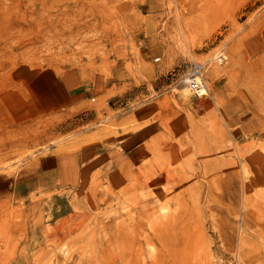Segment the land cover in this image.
<instances>
[{"label": "rangeland", "instance_id": "obj_1", "mask_svg": "<svg viewBox=\"0 0 264 264\" xmlns=\"http://www.w3.org/2000/svg\"><path fill=\"white\" fill-rule=\"evenodd\" d=\"M213 1L0 0V264L89 260V238L108 239V224L133 215L130 202L110 206V192L118 196L127 179H141L150 160H161L164 143L180 134L210 135L217 161L238 152L264 155V0ZM186 7L205 13L184 37L176 30V10ZM220 50L222 61L215 59ZM193 61L206 63L205 95L185 87ZM166 165L191 174L173 160ZM221 168L226 174L233 165ZM121 172L128 178L118 177L115 185L112 174ZM240 175L230 182V195L228 185L219 189L205 180L200 200L194 179L144 189L163 205L153 204L155 230L145 223L140 231L135 250L142 249L141 264H151L153 252V264H264V169L250 176L253 194L246 203L241 166ZM109 248L110 254L119 250ZM97 259L94 264L106 263L104 256Z\"/></svg>", "mask_w": 264, "mask_h": 264}, {"label": "bare ground", "instance_id": "obj_2", "mask_svg": "<svg viewBox=\"0 0 264 264\" xmlns=\"http://www.w3.org/2000/svg\"><path fill=\"white\" fill-rule=\"evenodd\" d=\"M78 1V5H83L84 3H87V2H89L90 0H77ZM99 1V0H98ZM101 1V0H100ZM180 1V0H179ZM216 0H214L213 1V3L215 2ZM103 2V1H102ZM202 2H204V1H202ZM208 2V1H207ZM93 2L91 1V3L90 4H92ZM110 3H112V2H110ZM205 3V2H204ZM211 3V2H210ZM106 4H107V2H106ZM105 4V5H106ZM109 4V3H108ZM112 4H114V3H112ZM172 4H174L173 2L171 3V4H169V6H171ZM183 4V3H182ZM208 5H209V3H207ZM77 5V6H78ZM86 5V4H85ZM95 5H98V4H95ZM104 5V6H105ZM168 5V4H167ZM175 5V4H174ZM180 5V4H179ZM208 5H205V6H208ZM87 6V5H86ZM93 6V4L92 5H90V7H92ZM107 7H108V5H106ZM111 6V5H110ZM186 5H182V7H185ZM197 6V5H196ZM199 6V5H198ZM215 6V5H214ZM213 6V7H214ZM82 7V6H81ZM203 7V6H202ZM211 7V6H210ZM93 8V7H92ZM95 8H96V6H95ZM102 8H104L103 6H102ZM101 8V9H102ZM187 8V10L184 12V11H179V9H177L178 10V12H177V10H176V8L174 9V10H176V13H178L177 15H178V21L177 20H175L174 19V21H177V22H179L180 23V27H181V29H176L177 30V32H179L178 30H181V32H183V36L184 37H187V35H190L192 32H193V30H192V32L190 33V29H195V28H193L194 27V24H196L195 22H196V19H197V21H198V19L200 18V15L201 16H203L204 17V13H205V8L203 9V10H201L202 8H200V9H197V8H195V9H192V8H189V7H186ZM104 9H106V7L104 8ZM103 9V10H104ZM212 9V8H211ZM80 10V9H79ZM88 10V9H87ZM96 10H98V8H96ZM108 10V9H107ZM174 10H172L171 9V11H173L174 12ZM208 10H209V8H208ZM208 10H206L207 12H208ZM89 11V10H88ZM99 11V10H98ZM111 11V10H110ZM108 12V11H107ZM167 12H168V10H167ZM206 12V13H207ZM213 12V11H212ZM97 13V12H96ZM111 13V12H110ZM113 13V12H112ZM115 13L116 12H114L113 14L115 15ZM118 13V12H117ZM171 13V12H170ZM175 13V14H176ZM208 13H210V12H208ZM214 13V12H213ZM97 14H99V12L97 13ZM106 14V13H105ZM172 14H174V13H172ZM90 15H91V12H90ZM94 15V14H93ZM92 15V16H93ZM103 15V14H102ZM117 15V14H116ZM119 15V14H118ZM117 15V16H118ZM121 15V14H120ZM100 17H101V15H99ZM110 16V15H109ZM112 16V15H111ZM104 17V16H103ZM105 17H107V16H105ZM173 17V16H172ZM205 17H207V16H205ZM110 18H112V17H110ZM109 18V19H110ZM174 18V17H173ZM176 18V17H175ZM94 19H96L95 17H94ZM93 19V20H94ZM101 19V18H100ZM99 19V20H100ZM113 19V18H112ZM122 19V18H121ZM172 19V18H171ZM105 20V22L104 23H108V22H106L107 21V19H104ZM115 20V19H114ZM169 20V19H168ZM108 21H110V20H108ZM113 21V20H112ZM117 21V20H116ZM122 21V20H121ZM200 21V20H199ZM206 20H204V22H205ZM209 22H210V19L208 20ZM123 22H124V20H123ZM203 22V23H204ZM92 23V22H91ZM111 23V22H110ZM127 23V22H126ZM173 23V22H172ZM206 23H208L207 21H206ZM93 24V23H92ZM109 24V23H108ZM125 24V23H124ZM131 24V23H130ZM130 24H128V25H130ZM165 24V23H164ZM167 24H168V21H167ZM174 24V23H173ZM172 24V25H173ZM95 25H96V23H95ZM203 25V24H202ZM102 26V25H101ZM109 26V25H108ZM124 26V25H123ZM136 26V25H135ZM166 25H164V27H165ZM167 26H169V25H167ZM176 26V25H175ZM178 26V25H177ZM198 26V25H197ZM207 26V25H206ZM93 27V26H92ZM95 27V26H94ZM93 27V28H94ZM120 27V26H119ZM129 27V26H128ZM133 26H131L130 28H132ZM137 27V26H136ZM170 27H173V26H170ZM180 27H177V28H180ZM196 27V26H195ZM201 27V26H200ZM96 28H98V27H96ZM100 28V27H99ZM113 28V27H112ZM168 28V27H167ZM174 28H176V27H174ZM198 28V27H197ZM201 28H203V27H201ZM129 29V28H128ZM166 29V28H165ZM98 30H101L100 32L101 33H103V28L102 29H98ZM105 30H107L106 28H105ZM105 30H104V32H105ZM113 30V29H112ZM167 30H169V28L167 29ZM167 30H165L166 32H167ZM171 30H173V28H171ZM175 30V29H174ZM175 30V31H176ZM197 30H200V29H197ZM108 31V30H107ZM106 31V32H107ZM117 32V31H116ZM165 32V33H166ZM188 32L190 33V34H188ZM118 33V32H117ZM164 33V34H165ZM176 33V32H175ZM180 33V32H179ZM102 35H104V34H102ZM161 36V35H160ZM159 36V37H160ZM179 36H181V34L179 35ZM190 37V36H189ZM101 38V37H100ZM104 38H106V37H104ZM158 38V37H157ZM161 38H163L162 36H161ZM165 38V37H164ZM167 38V37H166ZM179 38V37H178ZM108 39V38H107ZM112 39V38H111ZM159 39V38H158ZM172 39V38H171ZM159 41V40H158ZM162 43L165 45V43H166V41H165V43H164V40L162 41ZM181 43V42H180ZM162 44V45H163ZM179 44V43H178ZM182 44V43H181ZM184 44V43H183ZM177 46V45H176ZM156 47V46H155ZM176 48V47H175ZM165 49H167L169 52H173V48L171 47V45L170 44H167L166 46H165ZM158 50V49H157ZM156 50V51H157ZM160 50H161V47H160ZM167 51V52H168ZM162 52V51H161ZM124 54V53H123ZM120 55V54H119ZM126 55V54H125ZM103 56V55H102ZM134 57V56H133ZM116 59V58H115ZM104 62V61H103ZM115 63V62H114ZM127 63V62H126ZM101 64V63H100ZM105 64V63H104ZM134 64V63H133ZM113 65V64H112ZM100 67V66H99ZM109 67V66H108ZM115 67V66H114ZM95 68V67H94ZM101 69V68H100ZM98 72V71H97ZM225 74V73H224ZM226 75H228V74H226ZM204 85H205V89H206V91H208V87L209 86H207L206 85V83H204ZM209 93V92H208ZM99 97V96H98ZM215 99V98H214ZM92 104H93V102H92ZM94 106V105H93ZM98 113V112H97ZM109 113V112H108ZM100 115V114H99ZM100 117V116H99ZM190 120V119H189ZM186 121V120H185ZM94 122V121H93ZM92 123V122H91ZM108 125H109V123H108ZM110 127V126H109ZM208 129V128H207ZM103 130V129H102ZM105 131V130H104ZM115 132V131H114ZM183 132V131H182ZM203 133V132H202ZM190 134V133H189ZM192 134V133H191ZM87 136V135H86ZM157 136V135H156ZM155 136V137H156ZM199 136V135H198ZM210 135H207L206 137L203 135V134H201V137H197V136H190L191 138H188V135H185L184 133L183 134H180V136H179V140H177L176 142H171V141H165L166 142V144L164 143V149L166 150L164 153H162V152H160L159 151V153L157 152V154H160V157H159V159H161V160H156V163L157 164H153L152 162L153 161H151L150 159H151V156H150V164H148V165H145V172H144V174H143V177L141 178V179H137V177H134V180H132V178L130 179H127L126 181L128 182V187H126L127 185L125 184V183H127V182H125L124 184L126 185V186H124V187H122V188H120L119 189V192H120V195H118L117 196V194L118 193H115L114 194V190L112 191V193L113 194H111V192H110V196H112L113 195V198L111 197V199H113V200H115V202H113V200L112 201H109L108 199V201H109V204H110V206H112L113 207V205L114 204H116V203H118V200H120V199H122L123 201H125V202H127V203H131V205H129V209L130 210H134L133 211V215H129V214H127V216L125 215L123 218H121V221L120 222H117V223H113V222H111L110 224H108V225H111L110 226V234H109V237H108V239H105L104 241H100V240H97L96 238L98 237V239H99V237L100 236H95V237H91V238H89V245H90V247H92V249H93V252L92 253H90V251L92 250H89V251H84L85 253H87L86 255H90V254H92L91 255V257H90V259L89 260H86L84 257V259L86 260H84L82 263H79L80 261H78V263L79 264H94V261L97 259V257H99V255H101V256H104L105 258H106V263L105 264H141L142 262H140L141 261V259H142V257H143V253H142V249H141V247H139L138 249H136L135 250V245L136 244H139V242L140 241H138L139 240V234H140V231H143L144 230V228H143V225L145 224V223H148V225H149V228L151 229V230H155V228H156V224L158 223V218L155 216L154 217V215H155V211L156 210H158V209H155V205H157L158 207L160 206V207H162V205H163V203H160V202H158L159 200H157V199H155L154 197H155V195H152V194H154V193H148V194H144V189L146 190V189H155L156 187H158V186H160V185H164V186H169V185H171L172 184V182H174V181H181V182H186V183H188V184H191V179H194V182H193V184H195V185H193L192 184V186H194V190H196L195 192H196V194H197V199L198 200H200V198H201V196H202V192H203V189L205 188V180H206V183L207 184H209V185H214L215 187H219V189L221 188V186H225V185H228V186H225L226 188H227V191H228V195H230L231 193H232V188H230V182L232 181V180H234L235 178H237V179H240L241 178V175H240V166H241V170H242V172H243V178H244V192H245V197H244V202L246 203L247 201H249L250 199H251V194H253V191H252V189H251V186H250V183L248 182V180H249V178H250V176L252 175V174H255L256 172H257V170L259 171V172H263V169H264V155L263 154H260L259 153V155H257L256 157L257 158H255L254 157V154L253 155H246V153H244V152H238L237 153V157L235 156H232V157H227V158H225V159H223L222 161H217V159L213 156V149H212V145H210V143L211 142H209V140H210V137H209ZM91 137V136H90ZM154 137V136H153ZM152 139V138H151ZM92 140V139H91ZM157 140V139H156ZM164 140V139H163ZM129 143H131V142H129ZM146 143V142H145ZM144 143V145H146ZM77 144V143H76ZM149 145V144H148ZM124 146V145H123ZM147 146V145H146ZM101 148V147H100ZM192 149H197V151L198 152H196V153H194L193 151L194 150H192ZM92 150V149H91ZM120 150V149H119ZM94 151V150H93ZM137 152V151H136ZM93 153V152H92ZM195 154V155H194ZM231 154H232V152H231ZM152 155V154H151ZM156 155V154H155ZM153 156V155H152ZM149 158V157H148ZM147 158V159H148ZM259 158V159H258ZM85 159V158H84ZM167 159V160H166ZM153 160V159H152ZM174 161V163L176 162L177 164H178V168H180V169H184V168H188L190 171H191V174L190 173H188V174H182V173H178L177 171L179 170V169H175V171H172V170H168V165H169V163H168V165H166L167 164V162L168 161ZM155 161V160H154ZM105 162V161H104ZM111 162V161H110ZM149 162V161H148ZM162 163V164H161ZM107 164H109V163H107ZM106 164V165H107ZM111 164H113V163H111ZM142 164V163H141ZM171 165V164H170ZM230 166V165H233V170H231V171H229L228 173H224L223 172V170H222V168H221V166ZM138 166H140V165H138ZM67 167V166H66ZM106 167V166H105ZM136 167V166H135ZM141 167H143V166H141ZM109 168V167H108ZM140 168V167H139ZM169 168H170V166H169ZM176 168V167H175ZM138 169V168H137ZM66 170H68V169H66ZM101 170V169H100ZM100 170H99V172H100ZM105 169H103V170H101V171H104ZM173 170H174V168H173ZM69 171V170H68ZM84 171V170H83ZM115 171V170H114ZM139 171V170H138ZM64 172V171H63ZM97 172V171H96ZM111 172V171H110ZM113 172V171H112ZM111 172V173H112ZM116 172V171H115ZM118 172V171H117ZM70 173V172H69ZM102 173V172H101ZM108 173V172H107ZM119 173H120V171H119ZM139 173H142V171L141 172H139ZM65 174V173H64ZM88 174V173H87ZM126 173H122L121 172V174H117V173H113L112 175L114 176V184L116 185V184H118V183H120L122 180H120V179H118V177L119 178H122L123 176L125 177V178H128L127 177V175H125ZM66 175V174H65ZM102 175V174H101ZM104 175V174H103ZM109 175V174H108ZM89 176V175H88ZM117 176V177H116ZM25 177V176H24ZM104 177V176H103ZM105 177H106V175H105ZM123 177V178H124ZM23 178V177H22ZM25 179V178H24ZM97 179V178H96ZM105 179H107V178H105ZM76 180V179H75ZM93 180V179H92ZM92 180H90V181H92ZM196 180V181H195ZM72 181V180H71ZM99 181V180H98ZM97 181V182H98ZM107 181H109V180H107ZM100 182V181H99ZM98 182V183H99ZM197 182V183H196ZM75 183V182H74ZM93 183V182H92ZM94 183H96V182H94ZM101 183V182H100ZM99 183V184H100ZM107 183V182H106ZM123 183V182H122ZM83 184V183H82ZM73 185H75V184H73ZM91 185V184H90ZM92 185H94V184H92ZM91 185V186H92ZM96 185V184H95ZM102 185V184H101ZM110 185H111V183H110ZM91 186H89V187H91ZM123 186V185H122ZM61 187V186H60ZM68 187V186H67ZM70 187V186H69ZM75 187V186H74ZM101 187V186H100ZM121 187V186H120ZM210 187V186H209ZM90 189V188H89ZM98 188H96V190H97ZM101 189V188H100ZM103 189H104V187H103ZM106 189V188H105ZM99 190V189H98ZM117 190V189H116ZM141 191L140 193L142 194V196H139L137 193H135L134 191ZM143 190V191H142ZM101 191V190H100ZM99 191V192H100ZM104 191V190H103ZM208 191V190H207ZM206 191V192H207ZM74 192H76L75 190H74ZM78 192H79V190H78ZM83 192V191H82ZM90 192V191H89ZM97 193H98V191H96ZM102 192V191H101ZM100 192V193H101ZM104 192H106V191H104ZM104 192H102V193H104ZM109 192V191H108ZM147 192V191H146ZM96 193V194H97ZM101 193V194H102ZM213 193V192H212ZM69 194V193H68ZM72 194V193H71ZM75 194V193H74ZM106 194V193H105ZM222 193H220L219 195H217V194H215L216 196H217V198L218 199H220L223 195H221ZM66 195V194H65ZM75 195H78L77 194V192H76V194ZM85 195V194H84ZM88 195V194H87ZM87 195H85V196H87ZM93 195V194H92ZM102 195H104V194H102ZM107 195V194H106ZM143 195H145V197H143ZM212 195V194H211ZM73 196V195H72ZM71 196V197H72ZM99 196V195H98ZM110 196H109V198H110ZM169 196V198H167L166 200H168V201H170L172 198H174V196L173 195H168ZM82 197V196H81ZM73 198V197H72ZM83 198H84V196H83ZM85 198H88V197H85ZM97 198V197H96ZM95 197H94V200L96 199ZM106 198V197H105ZM158 198V197H157ZM45 199V198H44ZM74 200L73 201H76L75 200V197L73 198ZM79 199H81V198H79ZM102 199L104 200V197L102 196ZM110 199V200H111ZM65 200V199H64ZM83 199H81V201H82ZM87 200H90V199H87ZM100 200V199H99ZM106 200V199H105ZM122 200H120L121 201V203H125V202H122ZM36 201V200H35ZM66 201V200H65ZM72 201V202H73ZM84 201V200H83ZM44 202V201H43ZM72 202H69V203H71L72 204ZM102 202V201H101ZM107 202V201H106ZM158 202V203H157ZM62 203V202H61ZM68 203V202H67ZM89 203V202H88ZM126 203V204H127ZM134 203V204H133ZM31 204V203H30ZM56 204V203H55ZM74 204V203H73ZM82 204L84 205V202H82ZM94 204V203H93ZM96 204H99V201L98 202H96ZM104 204V203H103ZM106 204V203H105ZM107 204H108V202H107ZM126 204H124L125 206H126ZM153 204H155V205H153ZM168 204V203H167ZM43 205V204H42ZM60 205V204H59ZM88 205H90V204H88ZM45 206V205H44ZM62 206H65V205H63L62 204ZM69 206V205H68ZM72 206H75V204L74 205H71V207ZM90 206H93L92 205V203H91V205ZM97 206V205H96ZM121 206V205H120ZM132 206H135L136 207V209H132ZM55 207V206H54ZM58 207V206H57ZM81 207H83V206H81ZM81 207H79V211H80V208ZM111 207V208H112ZM123 207V206H122ZM59 208V207H58ZM76 207H74V209H75ZM77 208H78V206H77ZM76 208V209H77ZM95 208V207H94ZM106 208V207H105ZM119 208V207H118ZM198 208V207H197ZM57 208H54V209H52V210H56ZM70 209V208H69ZM75 209V210H76ZM99 209V208H98ZM61 210V209H60ZM63 210H64V208H63ZM71 210H72V208H71ZM74 210V211H75ZM78 210H77V212H78ZM129 210V211H130ZM73 211V210H72ZM129 211H127L128 213H129ZM49 212V211H48ZM70 212V211H69ZM76 212V213H77ZM112 212V211H111ZM65 213V212H64ZM75 213V212H74ZM90 213H91V211H90ZM105 213V212H104ZM26 214V213H25ZM68 214V213H67ZM79 214V213H78ZM95 214V213H94ZM57 215V214H56ZM74 215H76V214H74ZM74 215H72V216H74ZM82 215V217H83V213L81 214ZM88 218H89V214L87 215V214H85ZM53 216H54V214H53ZM58 216V215H57ZM62 216V215H61ZM68 216V215H67ZM50 217H51V215H50ZM56 217V216H55ZM104 217V216H103ZM54 218V217H53ZM52 218V219H53ZM66 218V217H65ZM78 218H80V217H78ZM84 218V217H83ZM94 218H95V216H94ZM107 218V217H106ZM105 218V219H106ZM63 218H61V220H62ZM71 219V218H70ZM74 219V218H73ZM82 219V218H81ZM80 219V220H81ZM68 220V219H67ZM66 220V221H67ZM75 220H78V219H75ZM83 220H85V218L83 219ZM100 220V219H99ZM118 220V219H117ZM54 221V220H53ZM53 221H52V223H53ZM59 221H60V219H59ZM64 221V220H63ZM70 221V220H69ZM73 221V220H72ZM89 221H91V220H89ZM65 222V221H64ZM75 222V221H74ZM80 222H82V220L80 221ZM94 222H96L95 221V219H94ZM99 222V221H98ZM102 222V221H101ZM116 222V221H115ZM51 223V224H52ZM67 223V222H66ZM65 223V224H66ZM76 223H77V221H76ZM97 223V222H96ZM55 224V223H54ZM57 224V223H56ZM59 224H61V223H59ZM64 224V225H65ZM83 224V223H82ZM104 224L106 225V223H103V226H104ZM113 224V225H112ZM70 225V224H69ZM79 225V224H78ZM77 225V226H78ZM81 225V224H80ZM85 225V224H84ZM95 225V224H94ZM53 226H55V225H53ZM56 226H58V225H56ZM60 226V225H59ZM59 226H58V229H59ZM86 227H87V224L85 225ZM101 226V225H100ZM29 227V226H28ZM47 228H49V226L47 225ZM51 228H52V226H51ZM69 228V227H68ZM74 228H76V227H74ZM84 228V227H83ZM82 228V229H83ZM91 228H92V226H91ZM38 229V228H37ZM57 229V230H58ZM72 229H73V227H72ZM94 229V228H93ZM52 230H56V229H52ZM51 230V231H52ZM67 230V232H68V229H66ZM70 230V229H69ZM76 231L78 230V228H76L75 229ZM86 230H88V229H86ZM86 230H85V232H86ZM59 231H61V230H59ZM72 231V230H71ZM70 231V232H71ZM74 231V230H73ZM75 231V232H76ZM84 231V230H83ZM47 232H48V229H47ZM62 232V231H61ZM66 232V231H65ZM82 232V231H81ZM88 232H91L92 233V235H93V232L91 231V230H89ZM107 232H108V230H107ZM37 233V232H36ZM40 233V232H39ZM50 233V232H49ZM138 233V234H137ZM57 234V233H56ZM56 234H53V235H55V237L57 236ZM60 234V233H59ZM58 234V235H59ZM69 234V233H68ZM86 234V233H85ZM89 234V233H88ZM107 234V233H106ZM46 235V234H45ZM51 235V234H50ZM97 235H99L98 233H97ZM128 235H130L131 237H132V239L131 240H129V237H128ZM63 236V235H62ZM81 236H84V235H82L81 234ZM45 237V236H44ZM46 237H47V235H46ZM45 237V238H46ZM49 237V236H48ZM60 237V235L58 236V238ZM80 237V236H79ZM43 238V237H42ZM44 238V239H45ZM51 238V237H50ZM50 238H47V239H50ZM53 238V237H52ZM57 238V237H56ZM66 238H67V236H66ZM65 238V239H66ZM85 238V237H84ZM43 239V240H44ZM46 239V240H47ZM54 239V238H53ZM64 239V238H63ZM64 239V240H65ZM68 239H70V238H68ZM87 239V238H86ZM60 240V239H59ZM59 240H56V241H59ZM82 240H83V238H82ZM88 240V239H87ZM84 241V242H83ZM83 241H81V242H83V244H86V246H87V243H85V240H83ZM60 242V241H59ZM63 242V241H62ZM72 242H73V239H72ZM45 243H49L48 242V240L45 242ZM67 244V243H66ZM74 244V243H73ZM133 244V246H134V251H131V245ZM38 245V244H37ZM82 245V244H81ZM114 245L116 246V247H118L119 248V250L118 251H116V252H114V253H109V247H114ZM36 247V246H35ZM44 247V246H43ZM88 247V246H87ZM87 247H85V248H87ZM60 249V248H59ZM42 250H44V249H42ZM79 250V249H78ZM85 250H87V249H85ZM115 250H117V249H115ZM59 251V250H58ZM63 254H64V252L62 251V249L60 250ZM60 251H59V253H60ZM76 251H77V249H76ZM80 251V250H79ZM43 252V251H42ZM72 252H74V251H70V253H72ZM89 252V253H88ZM23 253V252H22ZM28 253V252H27ZM51 253V252H50ZM59 253H58V256H59ZM57 254V253H56ZM61 254V253H60ZM81 254V253H80ZM54 255H55V253H54ZM54 255H52L51 256V258L54 256ZM76 255V254H75ZM75 255H73V256H75ZM152 255V254H151ZM23 256V255H22ZM56 256V255H55ZM54 256V257H55ZM61 256V255H60ZM64 256V255H63ZM71 257H72V254H71ZM57 258V257H56ZM86 258H87V256H86ZM20 259V258H19ZM59 259H61V258H59ZM65 259H67V258H65ZM74 259V258H73ZM88 259V258H87ZM22 260H25V258L24 259H22ZM54 260V259H53ZM56 260H58V259H56ZM55 260V261H56ZM98 260V259H97ZM102 260V259H101ZM154 260H155V255H154V252H153V256L150 258V262H151V264H153V262H154ZM52 261V260H51ZM63 261V260H62ZM33 262V261H32ZM48 262V261H47ZM99 262V261H98ZM58 262H56L55 264H57ZM77 263V262H76ZM100 263H101V261H100ZM102 263H104V262H102ZM36 264V263H35ZM51 264V263H50ZM52 264H54V263H52Z\"/></svg>", "mask_w": 264, "mask_h": 264}, {"label": "built area", "instance_id": "obj_3", "mask_svg": "<svg viewBox=\"0 0 264 264\" xmlns=\"http://www.w3.org/2000/svg\"><path fill=\"white\" fill-rule=\"evenodd\" d=\"M216 54V60L222 61L225 59L223 51L220 50ZM205 66L206 63L196 61L191 63L187 76L184 78L185 87L190 93L196 95H205L207 93L204 85Z\"/></svg>", "mask_w": 264, "mask_h": 264}, {"label": "crops", "instance_id": "obj_4", "mask_svg": "<svg viewBox=\"0 0 264 264\" xmlns=\"http://www.w3.org/2000/svg\"><path fill=\"white\" fill-rule=\"evenodd\" d=\"M129 142H131V140Z\"/></svg>", "mask_w": 264, "mask_h": 264}]
</instances>
